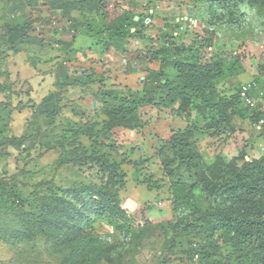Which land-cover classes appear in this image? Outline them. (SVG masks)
<instances>
[{"label":"crops","instance_id":"obj_1","mask_svg":"<svg viewBox=\"0 0 264 264\" xmlns=\"http://www.w3.org/2000/svg\"><path fill=\"white\" fill-rule=\"evenodd\" d=\"M197 10L194 0H0L4 48H14L5 67L12 107L25 106L52 133L105 128L130 199L155 223L172 219L182 193L213 190L230 160L257 159L264 149V122L250 111L219 133L200 119L199 102L180 115L179 100L167 97L179 92L174 62L192 32L181 21ZM254 80L250 95L264 110V76Z\"/></svg>","mask_w":264,"mask_h":264},{"label":"rangeland","instance_id":"obj_2","mask_svg":"<svg viewBox=\"0 0 264 264\" xmlns=\"http://www.w3.org/2000/svg\"><path fill=\"white\" fill-rule=\"evenodd\" d=\"M208 6L201 4L196 17L187 16L191 22L183 23L192 32L177 61L216 64L220 71L215 88L226 98H237L243 84L256 85L254 78L264 76V0L237 4L233 19L239 21L233 25L214 20ZM6 36L7 28L1 25L0 79L5 81L0 83V189L21 194L31 219L24 215L21 220L28 239L0 240V264H264L254 237H234L224 224L214 219L203 224L199 214H192L209 209L205 199L210 190L181 201L178 224L175 214L155 223L138 209L122 212L124 201L136 196L126 184L121 187L118 172L102 173L86 159L95 153L111 160L109 141L100 145L85 137L71 139L67 130L52 133L47 124L30 121L25 106L13 108L8 101L14 93L5 67L14 48H4ZM244 76L253 80L241 83ZM236 107L235 116L249 113L239 102ZM200 119L211 128L217 112L204 109ZM245 148L258 151L251 142Z\"/></svg>","mask_w":264,"mask_h":264},{"label":"trees","instance_id":"obj_3","mask_svg":"<svg viewBox=\"0 0 264 264\" xmlns=\"http://www.w3.org/2000/svg\"><path fill=\"white\" fill-rule=\"evenodd\" d=\"M243 0H194V5L203 3L209 4L208 9L214 20L221 24L233 25L238 21L233 19L234 7ZM255 1V0H254ZM136 31L132 34L135 36ZM174 69L177 73V79L180 86L177 89L172 88L168 92V98L173 101L179 100L177 113L188 115L193 104H199L209 112L215 110L217 112V121L215 126L211 127L220 132H232V118L235 116L233 111L239 98H226L220 95L215 88V80L219 74L220 68L216 64H202L198 61L189 63L183 61H175ZM165 87L166 84H160ZM238 100V101H237ZM241 104V103H240ZM252 116L261 118L259 112H251ZM95 124H85L82 131H69L71 139L74 137H85L92 142L108 141V131L104 128L96 130ZM210 128V129H211ZM106 131V134L103 133ZM95 131V132H94ZM111 149V146H107ZM91 164L98 166L102 173H116L123 188L126 175L121 170V163L111 161L104 156L92 153L86 158ZM122 172L123 174H121ZM119 182V183H120ZM221 185L210 190L209 197L205 202L209 209H214L213 213L209 209L200 214V210L192 211V214H199L200 220L206 224L208 220L214 219L217 223L224 224L223 227L230 229L234 237H254L262 252H264V153L257 159L245 160V155L240 154L236 158L230 160L221 172L219 181ZM206 188H196L189 193H182L173 201V215L177 224L181 214L176 211L186 196L194 193L203 194ZM0 200L4 201L0 204V216L5 219L0 221V240L6 241L5 237H9L13 241H24L29 236L22 216H26L27 220L31 217L26 215L24 209V199L21 194L8 189H0ZM122 212L128 213L120 208ZM200 212V213H199ZM2 213V214H1ZM17 221V222H16ZM23 222V221H22ZM186 228V227H185ZM184 228V229H185ZM29 234V235H28ZM8 235V236H6ZM4 236V237H3Z\"/></svg>","mask_w":264,"mask_h":264},{"label":"built area","instance_id":"obj_4","mask_svg":"<svg viewBox=\"0 0 264 264\" xmlns=\"http://www.w3.org/2000/svg\"><path fill=\"white\" fill-rule=\"evenodd\" d=\"M182 23H190L191 19H188V17H184L181 21ZM150 23V18L147 17L143 20L144 25H148ZM256 88V85L254 82L243 84L238 92V98L242 106L247 108L250 112H259L261 116V120L264 122V110H262L256 102L253 100V98L250 95V92Z\"/></svg>","mask_w":264,"mask_h":264},{"label":"water","instance_id":"obj_5","mask_svg":"<svg viewBox=\"0 0 264 264\" xmlns=\"http://www.w3.org/2000/svg\"><path fill=\"white\" fill-rule=\"evenodd\" d=\"M188 16H191V11L188 12ZM122 208L126 210L127 212L132 213L136 211L138 207H137V204L132 199H126L123 203Z\"/></svg>","mask_w":264,"mask_h":264}]
</instances>
